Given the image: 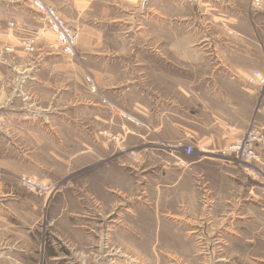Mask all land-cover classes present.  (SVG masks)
Returning a JSON list of instances; mask_svg holds the SVG:
<instances>
[{"label":"rangeland","instance_id":"1","mask_svg":"<svg viewBox=\"0 0 264 264\" xmlns=\"http://www.w3.org/2000/svg\"><path fill=\"white\" fill-rule=\"evenodd\" d=\"M31 1L0 0V264H264V0H41L76 32L73 52ZM120 58L128 72L115 70ZM214 69L224 73L205 76ZM216 85L229 106L214 99ZM237 85L252 92L250 104ZM186 88H194L193 102ZM158 95L171 100L166 108L173 100L179 113L193 111L196 122L208 99L236 133L215 153L225 171L236 166L235 176L194 175L191 204L186 181L163 191L168 215L152 213L141 174L126 169L129 158H147L155 146ZM96 98L120 117L91 124ZM128 124L148 136H127ZM96 128L112 142L108 157L97 148L98 166L113 171L107 196L87 153ZM251 132L257 139L248 158L236 147ZM199 141L158 144L173 157L196 158ZM23 176L43 185L31 189Z\"/></svg>","mask_w":264,"mask_h":264},{"label":"crops","instance_id":"2","mask_svg":"<svg viewBox=\"0 0 264 264\" xmlns=\"http://www.w3.org/2000/svg\"><path fill=\"white\" fill-rule=\"evenodd\" d=\"M111 61H117L115 59H110ZM121 62L116 63V68L115 70H118L120 72H128V64H123L127 63L125 62L124 58H120ZM119 61V60H118ZM143 64H148L149 65V60H144ZM187 61V60H186ZM172 63H178V60L173 61ZM186 63L187 62H182ZM180 64V63H179ZM117 65H120L117 67ZM153 66H154V76L160 77L162 75V58L161 56H157V59L153 60ZM174 71V70H172ZM185 74H188L185 71H188L187 68L183 70ZM120 72L114 73V76L117 77H125L128 75H121ZM173 73V72H172ZM176 73V71H175ZM221 73H224V70H210L206 72L205 76L208 77H217L221 75ZM177 75V73L175 74ZM108 76V75H107ZM108 81V79L105 80V82ZM119 81L113 82L114 84H117ZM124 83V81L121 79L119 84ZM169 87L173 88V90L177 93L179 92V87L176 85H169ZM237 91L240 93L245 94V99L249 104L250 100L252 99V92H248V90H245L243 86H236ZM216 92L219 93L218 96H214V99H218L219 102H224L228 103L225 107L230 105V102L228 101L229 97L226 92H224L220 86L216 85ZM250 90V89H249ZM251 91V90H250ZM222 92V94H221ZM193 93H194V88L188 90L186 88L185 91V98L190 99L191 102H193ZM160 94V93H159ZM247 96V97H246ZM97 97V96H96ZM165 98L161 96H157V99L154 103L153 106V123H152V132H153V139L155 146L153 147L152 152H149L150 154L146 158V152L141 155L140 159H137L135 162L129 158L127 162V168L129 172H134L135 170L137 174H141L139 181L138 188L140 191H142V195H146V191L148 193L147 197L150 198V200L153 202V211L152 213H159V214H165L168 215V213H172L171 211H168L166 209H162V197H163V191L165 192L166 190H179L178 188L180 185L183 183V181H186V188H185V193L186 197H189V201L186 200V203L191 204L192 203V198L194 197V186H192L193 182L192 177L194 175H200L201 177L206 174L212 173V174H217L221 176L225 172H229L230 175L235 174V168L236 166H232L234 170L230 171H225V165L220 160L219 158H216V152L220 150V147L228 141V139H233L235 138L234 132H232L231 128L232 126L226 121V115L218 111L219 107H215L210 104L208 99H204L203 97L201 98L202 102V107L204 111L207 110L206 115L201 114L199 117L198 122L195 121L194 113L193 111H190V113H182L179 109L182 110L179 107H176L177 102L172 100V105L169 108H166L171 103L170 101L164 100ZM92 103L94 105L91 106L93 112L92 116H90L91 119V124L92 123H105L106 125H110L113 121V118L120 117L117 116L115 112H113V108H116L115 105L108 103V105L102 104L98 98L96 100H92ZM174 102V103H173ZM176 103V104H175ZM236 104V102H233V105ZM141 105V104H138ZM232 105V106H233ZM110 106V107H108ZM181 106V105H180ZM113 107V108H112ZM236 107V106H234ZM245 108L247 106H244ZM221 108V105H220ZM238 108V107H237ZM105 109V110H102ZM136 110L140 115L143 117V112L139 111V109ZM103 112L100 115V112ZM99 112V113H98ZM104 115V116H103ZM184 115V117H183ZM141 117V118H142ZM26 118V117H24ZM145 118V117H144ZM181 119H184V122L181 121ZM201 120V121H200ZM27 122V121H25ZM201 125L200 128H198L196 125ZM97 125V124H96ZM132 126L129 127L127 132V136L130 134L136 135L139 139H145L148 136V132L139 129L138 127H134L132 124L127 125ZM157 136V139H156ZM197 136L200 138V145L203 147L201 150H199V156L198 157H192L185 155L184 153L180 154L179 156H172L170 153L164 152L161 149L160 145L158 142H161V140H177V139H183L186 138L188 139L189 137L193 138ZM90 145L87 146V153H89V164L91 167L93 165L96 166V174L98 178H101L102 180H96V187L101 189L102 194H105L107 196L109 193V189L113 187V183L111 182V178L109 176V182H108V168L110 169L109 172L112 174L113 171L111 170V165L105 164V168L102 169V167L98 166V162L101 161V155L99 153L97 148L99 146L105 147L104 152L106 153V157L111 155V153H108V146H110V150L112 149V142L108 138H103L101 133H97V128L95 132H92L90 135ZM103 150V149H102ZM263 152V150L261 151ZM140 157V155H139ZM81 162L85 163L87 162L86 158L81 160ZM105 170V171H103ZM105 173V174H104ZM235 176V175H234ZM195 177V176H194ZM184 179V180H182ZM207 182H209V179H206ZM189 190V192L187 191ZM149 190H153V193H150ZM104 191V192H103ZM150 203V202H149ZM155 218V216H154Z\"/></svg>","mask_w":264,"mask_h":264},{"label":"built area","instance_id":"3","mask_svg":"<svg viewBox=\"0 0 264 264\" xmlns=\"http://www.w3.org/2000/svg\"><path fill=\"white\" fill-rule=\"evenodd\" d=\"M259 2V0L257 1ZM256 2V3H257ZM31 7L38 12L45 22H47L52 29L56 41L64 47L66 51H72L73 44L75 43L77 39V34L75 31H73L70 26L59 16L57 10L50 6L43 4L41 0H32L31 1ZM254 75H257V72H254ZM254 79V76L250 77V81ZM89 82L94 85L95 81L92 79H89ZM263 82V80H262ZM260 138V137H259ZM256 136L254 133H249L246 135V140L244 142L243 148H241L240 142L239 146L236 147L238 150H240V155L243 156V153L246 157L250 158L254 156V147L252 145L253 141L256 140ZM184 149L187 153L191 152L192 147L190 145L184 146ZM238 153V152H237ZM264 180V172L262 176ZM23 184L31 189H36L39 186L43 185L34 178H30L28 176L22 177Z\"/></svg>","mask_w":264,"mask_h":264},{"label":"bare ground","instance_id":"4","mask_svg":"<svg viewBox=\"0 0 264 264\" xmlns=\"http://www.w3.org/2000/svg\"><path fill=\"white\" fill-rule=\"evenodd\" d=\"M71 52H73V51H71Z\"/></svg>","mask_w":264,"mask_h":264}]
</instances>
